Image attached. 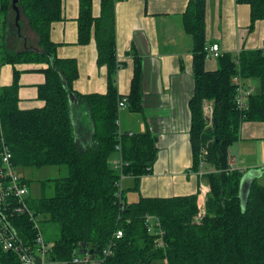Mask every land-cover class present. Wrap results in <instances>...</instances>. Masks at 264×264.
<instances>
[{
    "label": "trees",
    "instance_id": "1",
    "mask_svg": "<svg viewBox=\"0 0 264 264\" xmlns=\"http://www.w3.org/2000/svg\"><path fill=\"white\" fill-rule=\"evenodd\" d=\"M117 1L99 0V14L95 16L93 0H78L77 43L88 44L93 38L97 64L107 69L104 94H81L73 89L78 75L76 61L59 58L58 44L50 38L52 24L63 19V0H18L20 16L27 18L38 38L36 48L20 51L6 48V38L17 27L9 20L11 0H0V65L46 64L41 69L45 80L37 87L43 107H18L20 72L16 69L11 84L0 87L2 128L13 165L18 171L66 167L64 176L40 182L38 196L30 192L26 195L27 207L38 218L42 232L46 224H54L58 230L53 238L45 237L51 243L46 260L70 259L85 244L93 248L89 259L99 264H264V185L254 179L241 199L243 173L230 169L228 153L244 123L264 125V40L261 48L243 49L236 56L223 53L216 58L217 68L206 70V0L187 1L183 26L193 40V92L188 101L190 170L198 171L199 153L205 147V173L200 179L209 186L205 216L195 223L198 191L172 197L140 195L128 202V191H119L115 184L121 175L131 176L132 189L138 190L139 178L152 172L157 157L153 134L122 133L118 127V100L126 98L132 112L142 108V67L135 56L129 93L122 97L116 83ZM235 2L249 5V28L253 29L257 20H264V0ZM237 75L256 78L259 83V91L249 95L242 110L235 103L233 78ZM205 101L213 106L210 126L203 112ZM117 144L121 146V169L110 164ZM22 178L28 191L32 181ZM47 186L50 195L45 194ZM147 215L160 221L161 247L157 246L158 236L147 229ZM6 219L19 245L37 261L31 219L25 212ZM117 229L122 230L119 238L113 236ZM108 247L111 252L106 255L103 250ZM0 264L20 261L15 252L5 251L0 245Z\"/></svg>",
    "mask_w": 264,
    "mask_h": 264
},
{
    "label": "crops",
    "instance_id": "2",
    "mask_svg": "<svg viewBox=\"0 0 264 264\" xmlns=\"http://www.w3.org/2000/svg\"><path fill=\"white\" fill-rule=\"evenodd\" d=\"M187 1L118 0L115 3L116 61L119 64L116 83L122 97L129 93L135 56L140 59L142 67V108L138 112L130 111L127 106L120 108L118 127L122 133L148 131L156 137L157 146L152 172L139 178L138 190L132 189L134 177L126 176L122 181V190L124 187L131 189L126 194L131 201L140 195L172 197L192 194L198 191L201 182L200 177L190 170L188 101L193 92V40L183 26ZM63 2V19L54 22L50 31L51 40L58 44L57 56L76 61L78 75L73 82L74 91L104 94L107 69L105 65L97 64L94 39L88 44L77 43L78 0ZM93 14H99V0H93ZM205 16L207 45L217 43L220 55L230 53L236 56L243 49L263 46L264 20H257L254 28H249L248 4H237L235 0H206ZM20 33L26 46L27 37ZM37 42L38 38L33 48L37 47ZM45 67L46 64L42 63L2 64L0 87L11 84L13 71L18 70V107L22 110L41 108L44 102L38 98L37 87L45 80L41 72ZM205 68L215 70L217 60L207 57ZM239 134V139L229 147V164L240 170L242 177L247 174L246 182L256 179L264 185V125L246 122ZM118 159L119 153L115 151L110 164L114 165Z\"/></svg>",
    "mask_w": 264,
    "mask_h": 264
},
{
    "label": "built area",
    "instance_id": "3",
    "mask_svg": "<svg viewBox=\"0 0 264 264\" xmlns=\"http://www.w3.org/2000/svg\"><path fill=\"white\" fill-rule=\"evenodd\" d=\"M206 57L216 59L220 56L221 52L219 45L217 43H212L206 45ZM242 78L240 76H235L233 78V83L236 85V97L235 103L238 109H245L247 107L248 97L252 94V87L243 85ZM127 106L126 98L118 100L117 109ZM204 116L207 120V125L210 126L212 123V112L213 106L210 102H204L203 104ZM115 151L119 153V159L114 163V167L121 169L122 158H121V146L117 144L115 146ZM205 148L201 149L199 153V163L198 171L195 172L196 175L201 177L205 173ZM230 169H234L230 166ZM125 177L120 176L119 180L115 183L119 187V191H122L121 179ZM209 191V186L206 182L201 181L198 189V210L193 217V222L199 223L205 216V200L206 195ZM27 186L23 181L20 172L13 165L12 154L6 143L5 136L2 128V121L0 116V245L3 250H11L15 252L18 256L20 264H90L92 260L89 259L88 254H74L70 259L67 260H46V255L50 244L45 241L39 220L35 215L28 209L26 202ZM120 198L121 194H117ZM12 201L13 204H12ZM25 212L27 216L31 219L33 229L35 231L34 235V245L35 254L37 261L33 260L34 256H31L26 249H23L15 238V232L8 228V224L4 222L9 216H13L14 213ZM146 226L149 232H152L158 236L157 246L161 247L164 245L161 237L163 231L160 228V221L157 216L147 215L146 216ZM113 236L119 238L122 236V230L117 229ZM111 252L110 248L103 250V253L109 255Z\"/></svg>",
    "mask_w": 264,
    "mask_h": 264
},
{
    "label": "rangeland",
    "instance_id": "4",
    "mask_svg": "<svg viewBox=\"0 0 264 264\" xmlns=\"http://www.w3.org/2000/svg\"><path fill=\"white\" fill-rule=\"evenodd\" d=\"M3 14L0 13V20L2 19ZM15 12L13 11L12 7L9 12V20L14 22ZM20 21L22 22L21 26V32L27 37V43L26 46L23 44V39L18 34H21L20 31L13 30V35L6 38V48L8 50L12 51H20L25 48H33L32 46H36V36L28 27V21L27 18L24 15L20 16ZM20 27V25H19ZM1 35V30H0ZM1 43V38H0ZM31 46V47H29ZM36 48V47H35ZM255 79V80H254ZM242 79L243 85L246 86H252V92L257 93L259 91V83L258 79ZM254 81V84L251 82ZM213 113V112H212ZM205 148V147H203ZM202 148V149H203ZM206 150V148H205ZM264 158V157H263ZM20 175L22 177H25L27 179H30L31 185L28 188V192H30L34 196H38L40 194V182L47 179V178H53V177H60L64 176L66 174V167L65 166H45L42 168H26L19 171ZM126 177V176H125ZM124 177L121 179V186H124V183L122 182ZM261 182V180H260ZM263 183V182H261ZM126 191H129L128 187H124ZM123 189V190H124ZM51 188L49 186L45 189V194L50 195L51 194ZM128 193V192H127ZM126 193V194H127ZM132 199H130V196H127V201L130 202ZM43 235L45 237L53 238L57 235V228L54 224H46L45 227H43ZM51 244V243H50ZM90 264H99L97 260H92Z\"/></svg>",
    "mask_w": 264,
    "mask_h": 264
},
{
    "label": "water",
    "instance_id": "5",
    "mask_svg": "<svg viewBox=\"0 0 264 264\" xmlns=\"http://www.w3.org/2000/svg\"><path fill=\"white\" fill-rule=\"evenodd\" d=\"M17 2H18V0H11V7H12L13 11L15 12L14 22H15V26L17 27V31L19 32L20 31V27H19L20 11H19V8L17 6ZM18 35H21V34H18ZM246 175L247 174H245L241 178V181H240L239 195H240L241 199H244L246 197V194H247V192L250 188V184H251V182L245 181ZM0 217L2 218L1 213H0ZM4 222L6 224H8L6 220H4ZM7 226L9 229H11L9 225H7ZM79 253L91 255V254H93V248H88V245L83 244L81 246V249H79Z\"/></svg>",
    "mask_w": 264,
    "mask_h": 264
},
{
    "label": "flooded vegetation",
    "instance_id": "6",
    "mask_svg": "<svg viewBox=\"0 0 264 264\" xmlns=\"http://www.w3.org/2000/svg\"><path fill=\"white\" fill-rule=\"evenodd\" d=\"M19 36H22V35H19ZM22 39H23V37H22Z\"/></svg>",
    "mask_w": 264,
    "mask_h": 264
}]
</instances>
